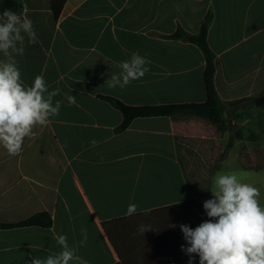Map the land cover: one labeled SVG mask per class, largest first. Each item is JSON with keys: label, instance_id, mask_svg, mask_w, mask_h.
I'll list each match as a JSON object with an SVG mask.
<instances>
[{"label": "crops", "instance_id": "obj_1", "mask_svg": "<svg viewBox=\"0 0 264 264\" xmlns=\"http://www.w3.org/2000/svg\"><path fill=\"white\" fill-rule=\"evenodd\" d=\"M15 1L39 41H25L17 57L21 78L30 86L42 75L63 103L18 156L0 147V224L52 218L50 228H0V264L60 251L58 234L79 245L83 228L78 255L89 264H188L179 225L203 222L212 198L190 184L210 175L212 188L220 171L258 187L264 204V108L249 100L264 93V0ZM208 15L222 128L177 115L136 118L119 131L123 115L105 97L134 107L207 101L204 53L171 36L197 35ZM132 52L151 61L149 71L109 88L105 81ZM129 204L137 205L131 216ZM140 225L151 230L142 234Z\"/></svg>", "mask_w": 264, "mask_h": 264}, {"label": "clouds", "instance_id": "obj_2", "mask_svg": "<svg viewBox=\"0 0 264 264\" xmlns=\"http://www.w3.org/2000/svg\"><path fill=\"white\" fill-rule=\"evenodd\" d=\"M25 41L38 43L33 21L24 13L5 9L0 14V147L10 156H18L26 138L36 135L38 127L46 126L60 114L61 100H54L60 89L49 91L42 75L29 86L21 78L17 57L25 54ZM151 63L146 56L132 52L130 58L117 64L119 72L105 81L109 88L123 89L142 78ZM66 95L70 104L75 96ZM212 198L203 203L209 219L195 228L180 224L186 245L181 250L188 264L199 257V264H264V204L261 191L244 182L235 172H217L210 190ZM137 205L129 204L127 215L136 213ZM175 227V225H172ZM142 234L151 230L140 225ZM86 228L79 245H70L66 235L55 236L60 251L46 258L32 257L30 264H89L78 255L87 241Z\"/></svg>", "mask_w": 264, "mask_h": 264}, {"label": "trees", "instance_id": "obj_3", "mask_svg": "<svg viewBox=\"0 0 264 264\" xmlns=\"http://www.w3.org/2000/svg\"><path fill=\"white\" fill-rule=\"evenodd\" d=\"M5 9H11L18 14L23 12L22 5L15 0H0V14H2ZM210 23L211 15H208L202 23L200 32L197 35H191L184 31H177L174 35L171 36V38L182 39L184 41L197 45L204 53L206 60L204 79L208 95L207 101L204 103L134 107L125 105L117 99L105 97V99L118 110H120L123 115V123L119 127V131L127 129L131 122L136 118L155 116L172 117L177 115L198 116L204 118L208 123L216 126L217 128H222L224 124V105L217 93L214 82L216 72L215 56L208 45V30ZM249 100H252L256 106L264 108V93ZM190 187L194 191L196 196H207L211 190L210 175L201 180L196 179L194 184H190ZM202 210L206 214L203 207ZM207 219L209 218L206 215L205 220ZM31 226L50 228L52 227V218L48 213H38L20 223L0 224V228Z\"/></svg>", "mask_w": 264, "mask_h": 264}, {"label": "rangeland", "instance_id": "obj_4", "mask_svg": "<svg viewBox=\"0 0 264 264\" xmlns=\"http://www.w3.org/2000/svg\"><path fill=\"white\" fill-rule=\"evenodd\" d=\"M258 107V106H257ZM260 108H262V107H260Z\"/></svg>", "mask_w": 264, "mask_h": 264}]
</instances>
